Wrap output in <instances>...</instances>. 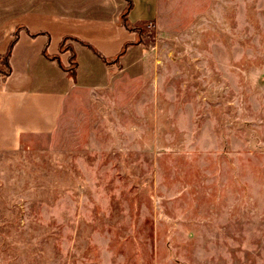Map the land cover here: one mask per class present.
Masks as SVG:
<instances>
[{
	"label": "rangeland",
	"instance_id": "1",
	"mask_svg": "<svg viewBox=\"0 0 264 264\" xmlns=\"http://www.w3.org/2000/svg\"><path fill=\"white\" fill-rule=\"evenodd\" d=\"M135 42L139 76L0 153V264H264V0H177Z\"/></svg>",
	"mask_w": 264,
	"mask_h": 264
},
{
	"label": "crops",
	"instance_id": "2",
	"mask_svg": "<svg viewBox=\"0 0 264 264\" xmlns=\"http://www.w3.org/2000/svg\"><path fill=\"white\" fill-rule=\"evenodd\" d=\"M129 1L128 23L153 29L177 3ZM126 6V0H0V56L19 27L10 74L0 82V153L18 150L25 137L52 132L73 91L100 90L124 76H139L144 50L120 22ZM66 38L77 62L74 82L62 68L70 51L59 52ZM85 45L106 60L118 57L121 70L113 72Z\"/></svg>",
	"mask_w": 264,
	"mask_h": 264
},
{
	"label": "trees",
	"instance_id": "3",
	"mask_svg": "<svg viewBox=\"0 0 264 264\" xmlns=\"http://www.w3.org/2000/svg\"><path fill=\"white\" fill-rule=\"evenodd\" d=\"M127 2V6L125 8V10L123 11V13L121 14L120 16V22L121 24L129 31V32H134L135 34L137 33V30L140 29L138 27H133L131 26L128 21H127V15L131 9V3L129 0H126ZM18 32H19V27H17L15 29V31L13 32L12 34V39L11 41L8 43L7 45V49H6V52L0 56V62L2 61V66L4 68V72L2 74V70L0 68V82L6 78L9 74H10V66H9V56H10V53H11V50L14 46V44L16 43L17 41V38H18ZM69 38H66L64 39L60 45H59V52H64V51H70V56H69V62H68V66L67 67H62L63 70H65V72L67 73V76L71 79V81L74 82L75 80V74H76V68H77V62H76V59H75V55L74 53L71 51V48L70 47H65L64 48V45H65V42L66 40H68ZM71 39V38H70ZM73 40V39H71ZM87 46L90 50L93 51V53H95L98 57H100L103 62L105 64H109V63H116L117 60H118V57L113 59L112 61H109V60H106L104 58H102L94 49H92L90 46L88 45H85ZM43 53L45 54V52L43 51ZM52 59H55V60H58V58L56 56H52L50 57Z\"/></svg>",
	"mask_w": 264,
	"mask_h": 264
},
{
	"label": "built area",
	"instance_id": "4",
	"mask_svg": "<svg viewBox=\"0 0 264 264\" xmlns=\"http://www.w3.org/2000/svg\"><path fill=\"white\" fill-rule=\"evenodd\" d=\"M146 28L152 29V26L151 25H147Z\"/></svg>",
	"mask_w": 264,
	"mask_h": 264
}]
</instances>
